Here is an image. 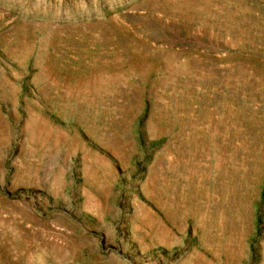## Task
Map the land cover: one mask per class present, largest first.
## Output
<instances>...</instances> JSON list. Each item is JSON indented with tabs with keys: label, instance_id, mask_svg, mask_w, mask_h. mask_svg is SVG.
Here are the masks:
<instances>
[{
	"label": "rangeland",
	"instance_id": "374dc122",
	"mask_svg": "<svg viewBox=\"0 0 264 264\" xmlns=\"http://www.w3.org/2000/svg\"><path fill=\"white\" fill-rule=\"evenodd\" d=\"M0 264H264V0H0Z\"/></svg>",
	"mask_w": 264,
	"mask_h": 264
}]
</instances>
